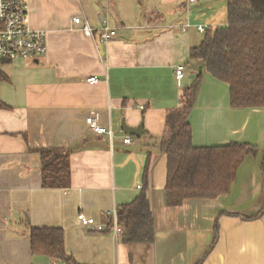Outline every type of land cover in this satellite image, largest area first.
<instances>
[{"label":"crops","instance_id":"1","mask_svg":"<svg viewBox=\"0 0 264 264\" xmlns=\"http://www.w3.org/2000/svg\"><path fill=\"white\" fill-rule=\"evenodd\" d=\"M29 9L32 27L47 32L48 50L38 60L0 61V98L8 106L0 108V264L54 262L32 253L30 227L63 228L67 252L82 264H197L203 257L201 264H264V213L242 218L264 209V107L233 108L229 85L190 57L205 34L199 25L227 23V1L29 0ZM78 16L92 35L74 22ZM106 24L117 35L98 42ZM200 74L189 117L193 145L237 141L259 151L245 157L230 193L172 206L159 140L167 109ZM91 76L99 82L88 83ZM91 114L113 136L91 130ZM123 121L142 124L141 135L126 133ZM30 147L72 150L69 189L43 187L41 155ZM148 154L154 240L124 243L110 227L82 226L80 212L109 226L118 206L140 194Z\"/></svg>","mask_w":264,"mask_h":264},{"label":"trees","instance_id":"2","mask_svg":"<svg viewBox=\"0 0 264 264\" xmlns=\"http://www.w3.org/2000/svg\"><path fill=\"white\" fill-rule=\"evenodd\" d=\"M226 1L227 23L206 28L201 43L191 48L190 57L207 73L229 85L233 108L264 107V0ZM201 83L200 74L183 88L180 104L166 111L159 147L167 156L168 205H180L186 198H211L230 193L245 157L259 151L257 145L248 142L193 145L189 117L196 106ZM7 107L0 98V108ZM30 149L41 155L44 188L67 190L71 187L72 150L69 147ZM150 159L148 154L140 194L117 208V223L122 229L119 235L124 243H147L155 238L154 213L147 195ZM262 169L264 171V160ZM263 213L264 209L242 218L255 220ZM111 225L107 227L111 228ZM30 237L35 256L66 264H82L67 252L63 228L30 227ZM217 238L216 227L214 241L204 256L213 248ZM203 258L197 264H201Z\"/></svg>","mask_w":264,"mask_h":264},{"label":"built area","instance_id":"3","mask_svg":"<svg viewBox=\"0 0 264 264\" xmlns=\"http://www.w3.org/2000/svg\"><path fill=\"white\" fill-rule=\"evenodd\" d=\"M187 1L192 4L198 0ZM74 22L82 26L84 33L92 35L93 30L88 21L78 16L74 18ZM198 29L203 32L206 31V27L203 25H199ZM116 35L117 30L106 24L98 37V42H106ZM47 50V32L31 25L29 0H0V61L38 60L47 54ZM175 77L181 85L186 77L184 63L176 66ZM87 81L90 84H95L99 82V78L91 76ZM86 121L94 132L113 136L112 128L101 125L94 114L89 115ZM125 142L131 143L132 138L126 137ZM113 215L114 224L111 226V230L119 235L122 229L118 226L116 212ZM78 221L82 226L96 231H103L108 228L106 225L97 222L95 218L86 216L83 212L78 214ZM43 264H66V262L54 261Z\"/></svg>","mask_w":264,"mask_h":264},{"label":"water","instance_id":"4","mask_svg":"<svg viewBox=\"0 0 264 264\" xmlns=\"http://www.w3.org/2000/svg\"><path fill=\"white\" fill-rule=\"evenodd\" d=\"M122 127L126 133L131 134V135H141L142 133V124H140V126L136 128H133V127L127 126L125 121H123Z\"/></svg>","mask_w":264,"mask_h":264}]
</instances>
